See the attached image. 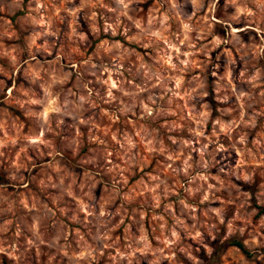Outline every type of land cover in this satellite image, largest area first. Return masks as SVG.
<instances>
[{
	"label": "clouds",
	"instance_id": "9594fccd",
	"mask_svg": "<svg viewBox=\"0 0 264 264\" xmlns=\"http://www.w3.org/2000/svg\"><path fill=\"white\" fill-rule=\"evenodd\" d=\"M264 264V0H0V261Z\"/></svg>",
	"mask_w": 264,
	"mask_h": 264
},
{
	"label": "rangeland",
	"instance_id": "374dc122",
	"mask_svg": "<svg viewBox=\"0 0 264 264\" xmlns=\"http://www.w3.org/2000/svg\"><path fill=\"white\" fill-rule=\"evenodd\" d=\"M0 264H7V261H0Z\"/></svg>",
	"mask_w": 264,
	"mask_h": 264
}]
</instances>
